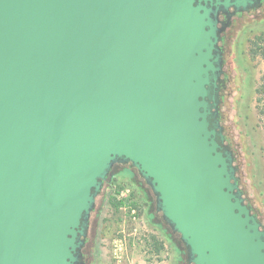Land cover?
Segmentation results:
<instances>
[{"label": "water", "instance_id": "obj_1", "mask_svg": "<svg viewBox=\"0 0 264 264\" xmlns=\"http://www.w3.org/2000/svg\"><path fill=\"white\" fill-rule=\"evenodd\" d=\"M264 0H0V264H83L130 163L189 264H264L219 120V15Z\"/></svg>", "mask_w": 264, "mask_h": 264}, {"label": "rangeland", "instance_id": "obj_2", "mask_svg": "<svg viewBox=\"0 0 264 264\" xmlns=\"http://www.w3.org/2000/svg\"><path fill=\"white\" fill-rule=\"evenodd\" d=\"M224 22L218 43L223 70L219 120L239 189L264 228V93L257 92L264 62L252 55L254 40L264 35V2ZM106 180L89 218L83 264H166L177 256L174 264H185V247L156 210V197L136 168L115 163Z\"/></svg>", "mask_w": 264, "mask_h": 264}, {"label": "trees", "instance_id": "obj_3", "mask_svg": "<svg viewBox=\"0 0 264 264\" xmlns=\"http://www.w3.org/2000/svg\"><path fill=\"white\" fill-rule=\"evenodd\" d=\"M252 55L254 56H258L260 58H262L263 62H264V35L258 36L255 40H254V45L252 48ZM258 93H264V78L262 80V84L260 86V88H258L257 90ZM107 180H105L103 182V184L106 182ZM172 231V229H171ZM172 234L174 235L173 237L176 238L177 237V242L180 246H182V248H184V245L180 239V235L178 233H175L172 231Z\"/></svg>", "mask_w": 264, "mask_h": 264}, {"label": "flooded vegetation", "instance_id": "obj_4", "mask_svg": "<svg viewBox=\"0 0 264 264\" xmlns=\"http://www.w3.org/2000/svg\"><path fill=\"white\" fill-rule=\"evenodd\" d=\"M264 2V1H263ZM263 2L261 3V5L263 4ZM260 5V6H261ZM230 14H229V16L228 17H231L232 15H233V9H230ZM232 13V14H231ZM244 13V12H243ZM219 19H220V21H224V19H225V16L224 15H222V14H220L219 15ZM224 31H225V29L222 31V33L220 34V40H219V43L223 40V33H224ZM238 183V182H237ZM249 206V205H248ZM250 207V206H249ZM251 209V208H250ZM252 211V210H251ZM252 213H253V211H252ZM254 214V213H253ZM255 215V214H254ZM90 216H91V213H90ZM263 228V227H262Z\"/></svg>", "mask_w": 264, "mask_h": 264}, {"label": "crops", "instance_id": "obj_5", "mask_svg": "<svg viewBox=\"0 0 264 264\" xmlns=\"http://www.w3.org/2000/svg\"><path fill=\"white\" fill-rule=\"evenodd\" d=\"M176 253H177V254H180V251H178V250L176 249ZM175 259H176V260H179V256L175 257L174 260H175ZM174 260H173V258L171 257L170 260H168V261L166 262V264H174ZM162 263H164V262H162ZM185 264H188L187 260H186V263H185Z\"/></svg>", "mask_w": 264, "mask_h": 264}]
</instances>
